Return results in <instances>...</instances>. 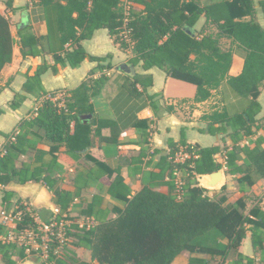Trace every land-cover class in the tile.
<instances>
[{
	"label": "trees",
	"instance_id": "1",
	"mask_svg": "<svg viewBox=\"0 0 264 264\" xmlns=\"http://www.w3.org/2000/svg\"><path fill=\"white\" fill-rule=\"evenodd\" d=\"M132 1L139 8L129 11L124 24L120 0H29L32 5L44 6L47 31L45 35L37 36L30 25L17 27L21 54L26 57L44 51L50 53L54 60L53 71H56L57 64L75 67L85 58L96 61L100 70L108 69L111 67L108 61L111 55H91L81 44L96 29L106 28L116 44L132 52L129 63L135 65L141 61L144 69L157 66L170 77L194 84L196 102L207 99L211 91L226 80L238 95L249 97L250 103L242 113L230 117L222 114L220 122L231 124L233 129L244 126V123H252L259 110V84L264 79V28L254 19L243 20L244 16L253 15V0H213L204 5H200L198 0ZM258 3L264 15V0H258ZM5 5L11 8L10 0ZM202 14L217 27V35H199L194 26ZM123 28L128 31L130 44L120 37ZM218 35L230 37L247 49L238 75L229 74L232 53L230 49L220 46ZM15 41L9 18L0 13V69L11 61ZM105 61L108 62L103 64ZM45 70V64L38 65L22 86L25 94L37 93L38 96L36 114L21 121V127L30 130L36 126L41 131L39 138L51 144V152H55L63 143L71 151L87 148L94 122L90 119V98L100 91L107 75L102 73L93 78L92 72L89 73L77 87L64 90V103L58 105L47 96L53 95L54 91L45 92L41 88L40 75ZM140 77L136 74L134 79L141 81ZM132 89L136 91V88ZM25 94L15 93L9 107L17 108L25 100ZM32 111L33 107L28 115ZM20 131L16 134L15 142H10L0 156V174L12 169L17 171L14 162L25 151L21 145L24 133ZM181 143L189 151L193 150L197 157L174 163L178 145L169 141V159L162 168V174L167 172L169 176V191L143 186L126 200L123 208L116 209L115 217L100 220L80 235L90 251V261H73L65 255L59 263L170 264L175 256L188 250L208 254L218 259L217 264H220L228 252L234 250L237 259L244 261V264H264V210L255 205L245 214L242 199L229 203L224 194L210 197L196 181V175L221 168L215 159L219 146L197 147L183 141ZM238 158L234 149L226 153V172L236 174L248 170L236 165ZM250 164L251 171L239 177V182L251 184L253 175L264 179V146H258L250 155ZM174 167L179 168L183 176L180 195L175 191ZM44 180L57 204L65 210L71 200L69 193L56 187L54 180L48 177H44ZM29 223L30 218L24 215L21 221L11 226L19 229ZM212 230L227 238V243L222 246L197 243L199 236ZM247 231L251 233L255 252L253 257L238 252ZM14 252L20 258L24 256L23 251H17L13 245H3L1 248V255L8 264H15L11 258ZM189 264L207 263L203 258L191 256Z\"/></svg>",
	"mask_w": 264,
	"mask_h": 264
},
{
	"label": "crops",
	"instance_id": "2",
	"mask_svg": "<svg viewBox=\"0 0 264 264\" xmlns=\"http://www.w3.org/2000/svg\"><path fill=\"white\" fill-rule=\"evenodd\" d=\"M6 1L0 0V13L9 18L16 41L11 61L0 69V156L3 150L6 151L9 135L15 130L24 133L21 145L25 151L14 162L17 171L12 169L0 174L3 180L0 182L1 207L26 203L40 220L53 216L55 209L73 220L83 216L90 217L95 224L108 220L115 217L116 209L123 208L126 200L145 185L169 191L168 173L162 174V168L169 159L168 143L173 141L181 145L183 141L197 147L220 148L215 159L221 164L224 183L219 189H206L210 197L224 194L229 203L242 199L245 214L255 205L264 210V179L253 175L251 184L238 181L244 173L251 171L250 155L258 146H264V79L259 84V110L254 121L233 129L231 124L220 122L222 114L230 117L244 112L248 109L249 97L238 95L224 80L207 99L196 102L194 84L170 77L157 66L144 69L141 61L135 65L129 63L132 52L116 44L106 28L96 29L81 44L91 55H111L108 60L111 67L108 69L100 70L96 61L85 58L75 67L57 64L56 71H53V57L46 51L23 57L16 28L30 25L35 35H45V8L40 4L32 5L29 0H10L14 9L11 10L5 5ZM212 1L198 0L200 5ZM133 8H139V5L133 2ZM250 19L264 28V15L258 0H253V15L243 17V20ZM194 27L199 35L218 34L217 27L207 21L204 14ZM218 41L222 48L231 50L229 74L238 75L247 49L224 35H218ZM40 64L46 66L40 75L41 88L45 92L73 89L91 72L93 78L102 73L107 75L100 91L90 98V119L94 122L87 148L71 151L63 143L51 152V144L39 138L41 131L36 126L30 130L21 127V121L28 117V111L38 96L37 93L25 94L22 86ZM121 64L125 66L120 67ZM136 74L141 76V81L134 79ZM132 88L136 91L133 92ZM15 93L25 94L26 98L17 108H10L8 104ZM72 125L73 122L71 131ZM233 149L239 157L236 165L248 170L236 174L226 172V153ZM44 177L54 180L56 187L71 196L65 210L57 204ZM196 181L202 186L204 175H198ZM75 226L73 224L69 232L65 255L73 261H90V251L80 238L83 231ZM196 241L200 245L222 246L227 243V238L212 230ZM238 252L244 256H255L250 231L246 232ZM191 256L203 258L207 264L219 263L208 254L184 250L170 264H189ZM11 258L15 264H38L36 256L24 254L20 258L14 252ZM220 264H244V261H239L236 252L230 250Z\"/></svg>",
	"mask_w": 264,
	"mask_h": 264
},
{
	"label": "built area",
	"instance_id": "3",
	"mask_svg": "<svg viewBox=\"0 0 264 264\" xmlns=\"http://www.w3.org/2000/svg\"><path fill=\"white\" fill-rule=\"evenodd\" d=\"M132 3V0H120L119 2L122 7L124 24L132 9ZM120 37L129 44L131 43L125 28L121 30ZM47 96L51 101L62 105L66 94L64 90H57L53 95ZM36 109L35 104L33 111L28 115L29 118L36 114ZM16 134L17 130L9 135L10 142L15 141ZM2 153L4 154L5 150ZM192 157L196 158L197 154L181 144L177 146L174 163H181ZM173 175L175 191L180 195L183 185L182 172L179 168L174 167ZM24 215L30 218V223L19 229H13L11 225L21 221ZM73 224H76L79 231H86L95 225L93 219L88 216L73 220L66 214H61L58 209L54 210L53 216L50 218L40 220L39 216L26 203H17L9 208L0 206V264H8L1 255L3 245H13L15 249L22 250L26 255L36 256L38 264H60L59 261L65 257L69 229Z\"/></svg>",
	"mask_w": 264,
	"mask_h": 264
},
{
	"label": "water",
	"instance_id": "4",
	"mask_svg": "<svg viewBox=\"0 0 264 264\" xmlns=\"http://www.w3.org/2000/svg\"><path fill=\"white\" fill-rule=\"evenodd\" d=\"M204 175L203 187L205 189H219L224 183V172L221 169Z\"/></svg>",
	"mask_w": 264,
	"mask_h": 264
}]
</instances>
